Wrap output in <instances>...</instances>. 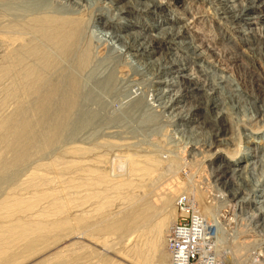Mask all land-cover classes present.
<instances>
[{"label":"bare ground","instance_id":"1","mask_svg":"<svg viewBox=\"0 0 264 264\" xmlns=\"http://www.w3.org/2000/svg\"><path fill=\"white\" fill-rule=\"evenodd\" d=\"M121 31L124 33H118ZM117 42L124 48L117 46ZM111 128L126 131L122 135L119 132V141H112L104 138ZM171 130L176 131L174 135L182 136L174 140ZM112 135L113 132L111 137L115 138ZM153 135L165 145L176 147L183 142L195 161L202 155L199 161L203 160L204 169L211 170L208 188L214 187L213 192L220 195L213 193L209 205L207 192L201 193L198 183L192 182L190 191L198 205L203 202L207 213L197 209L189 194H180L171 211L162 213V206L169 204L178 189L169 183L161 187L163 194H159L162 214H157L159 202L155 204L149 199L152 193L149 198L145 195L146 199L130 203L124 213L118 207L121 216L112 218L102 214L106 205L116 198L104 195L103 201L99 186L106 189L111 180L98 164L88 166L87 155L100 139L127 152ZM42 144L54 148L68 145L67 149L77 159L73 162L79 174L91 175L85 179L91 180L85 186L93 192L80 193L82 199L77 201L81 202L76 204L74 198L79 194L76 197L72 195L75 191H70L82 184L77 183L71 190L61 183L64 189L59 185L63 189L60 192L65 191V195L58 196L57 191L52 193L43 188L50 181L48 176L42 179L43 173L32 181L31 176L25 175L31 182L28 187H22L24 183L19 186L23 178L19 185L18 178L8 181L4 188L0 185L3 188L0 190V257L4 258L7 251L10 253L23 240L20 243L23 246L18 248L31 249L52 236L74 234L78 229L73 222H77L83 224L82 228L86 224L88 229L93 226L100 231L127 232V241L144 236V241L141 239L147 252L160 260L161 247L168 243V262L172 264L168 235L178 217L176 203L178 211L180 205L186 206L197 212L202 222L215 223V264H236L233 254L239 251L233 248L246 244L249 249L251 241L259 242L257 252L253 249L251 252L257 253L255 257H263L264 0H0V174L7 177L11 163L30 156L32 148ZM138 156L128 152L123 161H118L121 166L128 163L129 177L142 171L147 174L152 168L141 165ZM147 157L143 161L159 163L151 154ZM107 158L104 152L97 161L106 162ZM175 161L171 160V165ZM154 170L157 175L158 170ZM64 177L67 181L66 174ZM124 183L116 181L115 187ZM26 189L33 195L24 196ZM94 198H101L95 207L91 201ZM61 199L70 204L66 215L62 214L65 206L61 205ZM222 208H228L233 216L225 217V222L218 219ZM93 211L101 215L94 218ZM223 239L233 242L232 250L223 252ZM50 241L53 240L47 243ZM12 252L6 259L15 257ZM135 252L141 258L145 254L142 249ZM139 264L144 263L139 261Z\"/></svg>","mask_w":264,"mask_h":264},{"label":"rangeland","instance_id":"2","mask_svg":"<svg viewBox=\"0 0 264 264\" xmlns=\"http://www.w3.org/2000/svg\"><path fill=\"white\" fill-rule=\"evenodd\" d=\"M144 1V0H143ZM148 18V20H150L149 19V17H147ZM143 20V19H142ZM183 22H185V21H183ZM118 33H124V31H121V32H118ZM117 46H119L120 48H122L123 47V44L122 43H119V42H117ZM124 48V47H123ZM241 49H244V47L243 48H241ZM114 130V131H116L115 133H114V131H112V130ZM111 129H109V130H107V132H108V134L110 135V137H109V135H108V137L107 136H105L104 138H106V139H108V140H112V141H114V140H117V141H119L120 139H121V133H122V131H126L125 129H121V128H111ZM120 129H121V131H120ZM109 131H110V133H109ZM113 132V135L112 136H114L115 138H113V137H111V133ZM118 132V133H117ZM119 132H120V134L121 135H119ZM176 131H170V135H171V137H173V139L175 138V139H178V137H180V136H182V135H180V134H178L177 133V135H174V134H176L175 133ZM105 134V135H106ZM115 134V135H114ZM116 134H117V137H116ZM179 135V136H178ZM232 134L230 133V135H229V137H231L232 138V136H231ZM118 136H120L119 138H118ZM255 136H258V135H255ZM140 137V136H139ZM138 137V139L139 140H142L141 138L142 137H140L139 138ZM258 138V137H257ZM150 139V140H149ZM174 139V140H175ZM102 140V141H101ZM133 140H137V138H134ZM133 140L132 139H129V141H131V142H133ZM232 140V139H231ZM134 141V142H135ZM138 141V140H137ZM182 143V144H181ZM181 143H179V145L178 146H176V147H174V146H172L173 144H171V145H165V142H160L158 139H157V137H156V135H153V136H151V138H148L147 140H144L143 141V143H138V145H137V147L136 146H134V147H132V149H130L129 151H127V152H125V149L124 150H119V148H117L118 146H116L117 144H111V145H107L106 144V142H105V140H103V139H100L99 140V142H98V144H97V147H93L94 149L92 150V152L94 151V153H89V155H87V156H89V157H87L88 158V164H90V165H88V166H93V167H96V164H98L100 167V169H105L106 171H107V173H108V175H109V178H110V180L112 181H109V183H111V185L109 184V186H107L106 187V189L102 186V185H100L99 186V191H101L102 193H103V197H102V199H103V201H105V198H104V195H109L110 197H112L113 199L114 198H116V199H114V201H112L110 204H107L106 205V207H105V209L102 211V214H104V215H107V216H109V217H112V218H114V217H116V216H118V214H119V216H121L124 212H126V210H128L130 207V203H132V202H134V201H137L138 199H146V198H144L145 197V195L147 196V198H149L150 196H152V194H153V196L151 197V198H149V199H153V201H155V204H157L158 202V207L160 208L161 206H162V195H159V194H161L162 192H163V190H162V188H163V185H166V184H174L175 185V187L176 188H178L177 189V192H176V194H175V196L173 197V199L169 202V204H167V205H165V207H163L162 206V208H164V209H162L163 210V212L161 211V208H160V212H158L157 214H162V213H168L169 212V210L171 211V209H172V207H173V204H174V202L176 201V198L180 195V194H184V195H186L187 194V196H188V194H189V196L192 198H194V202H195V204H196V206H198L197 207V209L198 210H202V212H206L207 213V210H205L204 208L205 207H203V205H202V203L203 202H201L200 200H198V202H201V204H197L196 203V200H195V196H193L192 194H191V191H190V189H191V183L193 182V184L194 185H196L197 183V186H199V191H201V193H203L205 190V194H206V192H207V197H206V202L209 204L211 201L210 200H212V194L214 193L215 194V191L213 192V190L212 189H215L214 187L211 189L210 187L208 188V185H207V182H208V180L210 179V183H211V170H210V168H205L204 169V167H203V164H202V162L201 161H203V160H200L199 161V159H201L202 158V155H200L199 157H198V161H195L194 160V158H192L191 156H190V150L189 149H186L185 148V146H184V143L183 142H181ZM62 145V144H61ZM106 145V146H105ZM68 146V145H67ZM67 146L66 147H62V148H60L61 146L59 145V146H55V148L54 147H50V146H48L47 144H42L40 147H35V148H32L33 150V152H31V154H30V156H27L26 158H24V159H22L21 161H19V162H16V163H11V165H10V170L8 171L9 172V174H8V172L6 173L7 174V177H6V175H5V173H1L0 174V185H1V187H6V184H9V182L11 183V182H14L15 180H17V178H18V185H19V183H20V181H21V179H22V181H21V183H20V185L19 186H21L23 183V186L22 187H24V185H26L25 187H28L27 185H29V184H31V182H30V180L32 181V180H35V178H37V177H39V175H40V177H41V174L40 173H43V175H42V179L44 180V178H47V176L49 177L48 179L50 180L49 182H46V184L43 186V188H45V189H50V190H48V191H50V192H52V193H57L58 192V196H60V195H62L63 193V195H65V191H62V192H60L61 190H63L64 188L63 187H66V186H68V188H70L71 187V190H72V188H73V186L75 185L76 186V184L78 183V184H82V187H79L78 189L75 187V190L73 189L72 191H70V192H74V193H72V195H74L75 194V196H76V194L78 195V197L77 198H74V199H76V201H75V203L77 204V203H79V202H81L80 200L82 199L81 197L83 196V195H85L86 193H88V192H86V191H90V192H93V190H91V189H89V187L88 186H85L86 184H87V182H89V181H91V180H89V181H87L88 180V178H90V176L91 175H89V174H87L86 172H82L81 174H84V175H81V174H79L80 172H78L77 170H76V168H77V165L75 164V162H73V161H76L77 159L73 156V152H72V150H68L67 149ZM85 147H89V145L88 144H85L84 145ZM101 146H102V148H101ZM56 147L58 148L57 150H56ZM99 147H100V149H99ZM107 147V148H106ZM112 149L111 151H109L110 149ZM137 148H139L140 150L138 151L137 150ZM166 148V149H165ZM179 148V149H178ZM35 149V150H34ZM38 149V150H37ZM62 149V150H61ZM97 149V150H96ZM100 150V152H98L99 150ZM107 149H109V150H107ZM114 149V150H113ZM150 149V150H149ZM96 150V151H95ZM133 150V151H132ZM169 150V151H168ZM173 150V151H172ZM36 151L38 152L37 154H35L36 153ZM55 151V152H54ZM64 151V152H63ZM122 151V152H121ZM35 152V153H34ZM60 152V153H59ZM104 152L106 153V155H107V161L106 162H104V161H102V162H99V161H97V157L99 156V155H102V154H104ZM128 152H130V153H138V155H140V156H138L139 158H138V161H140L141 162V165H144V166H146V165H149V167H151L152 166V168H151V170H150V172H148L147 174L145 173V171H142L141 173L139 172L138 173V175L137 174H135V175H130V177H129V172L127 171V169H128V163H125V165L123 166H121L119 163L121 162V159H122V161H123V159H124V157H125V155H127V153ZM61 153H65V154H61ZM98 153V154H97ZM161 153V154H160ZM33 154H35V155H33ZM59 154V155H58ZM72 154V155H71ZM97 154V155H96ZM143 154V155H142ZM146 154V155H145ZM148 154H151V156H154V158L155 159H157L158 161H159V163H157L156 165L155 164H150L149 162H147V161H143V160H145L146 159V157L148 156ZM228 154V153H227ZM231 153L229 152V154L228 155H230ZM41 155H44V156H41ZM49 155V156H48ZM55 155H57V159H55L56 158V156ZM64 155V156H63ZM66 155H68V156H66ZM71 155V156H70ZM145 155V156H144ZM156 155V156H155ZM42 158H40V157ZM46 156H48L49 157V159H48V157H46ZM54 156V157H53ZM92 156V157H91ZM97 156V157H96ZM142 156V157H141ZM38 157V158H37ZM44 157V158H43ZM46 157V158H45ZM59 157V158H58ZM145 157V159H143ZM159 159H158V158ZM41 160H40V159ZM51 158H54V159H51ZM110 158V159H109ZM148 158V157H147ZM38 159V160H37ZM59 159H62L63 161L61 162V160H59ZM109 159V160H108ZM140 159V160H139ZM175 160V159H177V161H175L174 163L172 162V164L173 165H171V160ZM1 160V159H0ZM19 160V159H18ZM54 160V161H53ZM59 160V161H58ZM89 160H90V162H89ZM97 162H96V161ZM142 160V161H141ZM192 160V161H191ZM206 160V159H205ZM53 161V162H52ZM72 161V162H71ZM111 161V162H110ZM118 161H119V163H118ZM161 161V162H160ZM44 162V164H46L47 166H43V163ZM52 162V163H51ZM56 162H57V165H59V166H57L56 165ZM92 162H94L95 164L93 165V163ZM163 162V163H162ZM207 162V161H206ZM39 163H41V165L39 164ZM59 163V164H58ZM66 163H68V165H66L65 166V164ZM69 163H70V165H69ZM87 163H86V165H87ZM117 163V164H116ZM161 163V164H160ZM166 163H168L167 165H165ZM40 166H39V165ZM74 164V165H73ZM92 164V165H91ZM170 164V166H168ZM176 164H178V165H176ZM207 164V163H206ZM208 164H209V162H208ZM32 165V166H31ZM61 165V166H60ZM62 165H63V167H62ZM85 165V164H84ZM109 165V166H108ZM161 166V167H158V166ZM214 165H217V164H214ZM44 168H43V167ZM73 166V167H72ZM155 166V167H154ZM164 166H165V168H164ZM34 167V168H33ZM36 167H38V168H36ZM42 167V168H41ZM47 169H46V168ZM59 167V168H58ZM68 167H70L69 169H68ZM117 167V168H116ZM157 167V168H156ZM36 168V169H35ZM41 168V169H40ZM60 168H63L64 169V171H66V172H64L63 171V169H61V171H60ZM67 168V169H66ZM75 169V170H73V169ZM110 168V169H109ZM164 168V169H163ZM53 169H58L57 171H60L59 172V174H57L56 172H55V170H53ZM119 169V170H118ZM122 169V170H121ZM154 169H157V170H154ZM161 169H163L162 171H161ZM175 169H176V171H175ZM204 169V170H203ZM32 170H34V173H32ZM35 170H36V174H37V176H35L36 174H35ZM68 170V171H67ZM75 172V171H77L78 172V175H77V172L76 173H74L73 171ZM152 170H154V171H157L156 172V174L157 175H155L154 173L155 172H153ZM209 170V171H208ZM23 171V172H22ZM26 171V173H24ZM64 173H63V172ZM122 171V172H121ZM152 171V172H151ZM160 171V172H159ZM49 172V173H48ZM125 172V173H124ZM146 174L145 176H147V177H145L144 176V173ZM210 172V173H209ZM23 173V174H22ZM29 173V174H28ZM31 173V174H30ZM62 173H63V175H62ZM73 174V176H72V174ZM109 173H111V174H109ZM150 173V174H149ZM50 174V175H49ZM55 174V175H54ZM61 174V175H60ZM65 174H66V180H67V178H68V180H72L71 182L70 181H64L65 180ZM71 174V175H70ZM74 174H76L75 176H74ZM89 175V176H85V175ZM140 174V175H139ZM152 174V175H151ZM154 174V175H153ZM161 174H162V176H161ZM15 175V176H14ZM21 175V176H20ZM25 175H27L28 177L29 176H31V177H29V179L27 180L26 178H27V176H25ZM44 175H45V177H44ZM56 175H57V178H55L56 177ZM79 175H80V177H79ZM118 175V176H117ZM149 175H151V176H149ZM158 175H159V177H158ZM3 176V179L1 178ZM20 178H19V177ZM50 176L52 177V178H50ZM55 176V177H54ZM59 176V177H58ZM61 176V177H60ZM83 176V177H82ZM131 176H133V177H131ZM138 176V177H137ZM157 177V178H155V177ZM201 176V177H200ZM26 177V178H25ZM39 177V178H40ZM63 177H64V179H63ZM72 177V178H71ZM85 177H87V178H85ZM127 177L129 178V179H127ZM137 177V178H136ZM139 177H141V178H139ZM144 179H143V178ZM204 178V179H200V178ZM9 178V179H8ZM14 178V179H13ZM33 178V179H32ZM53 178H54V180H53ZM75 180H74V179ZM83 178H84V180H83ZM159 178V179H158ZM194 178H196L195 180H194ZM2 179V180H1ZM56 179V180H55ZM60 179H62V181H64V182H62ZM85 179H87V180H85ZM116 179V181L117 182H124L125 181V183L123 184V186H120V187H115L116 185H115V183H116V181L114 182V180ZM118 179V180H117ZM121 181H120V180ZM136 179V180H135ZM139 179V180H138ZM140 179H143L142 181L140 180ZM147 179H148V181H147ZM152 179V180H151ZM13 180V181H12ZM59 180L61 181L60 183H59ZM81 180H83V181H81ZM132 182H131V181ZM134 180V181H133ZM154 180V181H153ZM159 180V181H158ZM199 180H202V181H200L199 182ZM9 181V182H8ZM52 181V182H51ZM58 181V182H57ZM87 181V182H86ZM129 181H130V183H129ZM139 181V182H138ZM152 181V182H151ZM156 181V182H155ZM84 182V183H83ZM202 182V183H201ZM57 183H58V185H57ZM61 183H62V185H63V187L61 186ZM70 183V184H69ZM72 183V184H71ZM127 183V184H126ZM136 183H138V184H136ZM152 183H153V185H152ZM163 183V184H162ZM200 183V184H199ZM112 184H114V186L112 185ZM146 184V185H145ZM17 184L15 185L16 187L18 186ZM47 185V186H46ZM59 185H60V187H62L63 189H61L60 187H59ZM85 187H84V186ZM151 185V186H150ZM213 185V184H212ZM142 186H144V187H142ZM147 186V187H146ZM148 186H150V187H148ZM153 186H155V187H153ZM47 187V188H46ZM50 187V188H49ZM101 187H103V189L101 190ZM127 187V188H126ZM130 187V188H129ZM136 187V188H135ZM146 187V188H145ZM162 187V188H161ZM3 188H0V190H2ZM124 188H126V189H123ZM148 188V189H147ZM160 188V189H159ZM207 188V189H206ZM31 189V188H30ZM82 191H80V190ZM120 189H122V190H120ZM149 189H153L151 192H150V190ZM210 189V190H209ZM7 190H9V189H7ZM32 190H33V188H32ZM32 190H30V191H32ZM55 190V191H54ZM59 190V191H58ZM80 192H79V191ZM85 190V191H84ZM120 190V191H119ZM126 190V191H125ZM148 190V191H147ZM161 190V191H160ZM57 191V192H56ZM108 191V192H107ZM127 191H129V192H127ZM209 191V192H208ZM212 191V192H211ZM220 191H222V192H225V190L224 189H222L221 188V190ZM25 191H23V192H21V193H24ZM29 192V191H28ZM28 192H27V189H26V193H24L23 195L25 196L26 195V197H27V195L29 196H31V194L33 195V193H31V192H29V194H28ZM67 192V191H66ZM120 192H122V193H120ZM147 192H148V195H147ZM179 192V193H178ZM80 193H83V195H81ZM109 193V194H108ZM125 193V195H123ZM149 193H152V194H149ZM217 194H215V195H220V194H218V192H216ZM226 193V192H225ZM116 195V197H114L115 195ZM163 194V193H162ZM204 194V195H205ZM209 194H211V195H209ZM81 195V197H79ZM123 195V196H122ZM136 195V196H135ZM120 198H119V197ZM121 196H122V198H121ZM134 196V197H133ZM149 196V197H148ZM160 196H161V199H160ZM64 197H69V196H63L62 198H64ZM141 197H143V198H141ZM209 197H211L210 199H209ZM53 198V197H52ZM80 198V200L79 201H77L78 199ZM192 198V199H193ZM217 198H219L218 196H217ZM51 199V198H50ZM134 199V200H133ZM48 200H49V198H48ZM101 200V198H94L93 200L91 199V201L93 202V205H94V207H95V205H98L99 203V201ZM121 200V201H120ZM130 200H132V201H130ZM60 201H63V199H61ZM96 201V202H95ZM116 201V203H114ZM124 201H126V202H124ZM152 201V202H153ZM95 202V203H94ZM178 202V201H177ZM75 203H73V205H75ZM119 203V204H118ZM126 203H127V205H126ZM154 203V202H153ZM114 204V205H113ZM210 204H212V203H210ZM209 204V205H210ZM61 205H64L65 207H64V212L62 213L63 215H66V214H68L67 212H65L67 209H68V207H70V204H69V201H67V200H64L63 201V204H61ZM121 205V206H120ZM117 206V207H116ZM167 206V207H166ZM176 206H177V215H179V211H178V204L176 203ZM213 206H214V204H213ZM108 207V208H107ZM111 207V208H110ZM118 207H122L123 209H121L120 211H122V212H120V211H118ZM129 207V208H128ZM200 207V208H199ZM203 207V208H202ZM89 208H91V207H89ZM88 208V209H89ZM125 209V210H124ZM117 210V211H116ZM247 210H251V207H248V209ZM94 212V211H93ZM122 213L121 215H120V213ZM162 212V213H161ZM96 213H97V216H96ZM214 213V212H213ZM94 215H95V217L94 218H97L98 216H100L101 215V213L100 212H94L93 213ZM223 214V215H222ZM230 214V215H229ZM222 217H221V216ZM220 215H218V219H219V221H221V222H225V217L226 218H230V217H233L232 216V214H231V212H230V210L228 209V208H222L221 209V211H220ZM155 217V216H154ZM215 218H217V217H215ZM217 219V220H218ZM245 221V222H244ZM243 222L244 223H247L246 221L247 220H244ZM74 223V225L76 226L77 225V229L78 230H82V231H76L75 230V233L73 234V233H71V234H69V236H68V234H67V236H68V238H67V236L65 237V236H60V238H58V237H56V238H54V236H52V240L53 241H50V242H48L47 243V241H49V240H51L50 238H47L46 240H44L43 241V243L42 242H40V244L42 243L43 245H38L36 248H31V249H26V248H18L19 247V245H21L20 243H22L23 244V241L22 242H20V243H18L19 245L18 246H15L14 245V247H17V248H14L15 249V252H17V256H16V253L15 252H12V250H14L13 248H11V249H9V250H11V252H12V254H15V257L13 256V259H6L7 257H8V255H10L11 256V252L10 253H8V251L6 252V253H8V254H4V258H3V255H2V257H0V264H4V263H7V264H73V263H75V264H90V263H94V264H139V261H141V262H143L144 264H169V250H168V243H165V245H163V247H161L162 248V250H161V257H162V260H160V259H157V257H155V255H152V253L150 254V252H147V248H146V245L144 246V236H142V237H139L140 239H138L137 237H135V239H132V240H130V241H127V235H129V233L127 234V232L126 233H117V232H108V231H105V230H98V229H96V227L94 228L93 226V228L92 227H90L89 229L87 228V227H85V225L86 224H84V227L82 228V223H79V224H77V222H73ZM94 223H97V222H95L94 221ZM94 226H96V224L94 225ZM251 228L253 227V225H251L250 226ZM250 227H248V229H250ZM84 228H87L86 230L87 231H85L84 230ZM92 229V230H91ZM96 229V230H95ZM245 229H246V227H245ZM0 230H1V228H0ZM4 230V229H3ZM68 230V229H67ZM259 230V229H258ZM2 231V230H1ZM1 233V232H0ZM250 233H251V229H250ZM73 234V235H72ZM79 234H81V235H79ZM71 235V236H70ZM77 235V236H76ZM79 235V236H78ZM134 236H135V234H133ZM132 235V236H133ZM62 237H65L64 238V240H62V241H59V240H61V238ZM56 239V240H54V239ZM139 240V243L137 242V239ZM143 239V241H142V239ZM250 238V237H249ZM63 239V238H62ZM124 241H123V240ZM243 239H245V237L243 238ZM59 242H58V241ZM76 240V241H79V242H74V241ZM223 240H225V239H223ZM237 239L235 238V241H236ZM56 241V242H55ZM127 243H126V242ZM135 241H136V243H135ZM228 241H231V240H225V241H222L221 243H223L222 244V248H223V252H227V251H230V250H232V244H233V242L231 241V242H228ZM125 242V243H124ZM26 243V242H25ZM125 245H124V244ZM229 243V244H228ZM251 243L252 244H250V247H249V249H247L245 246H246V244H245V246H243V247H239L238 246V248H233L234 250H238L239 252H237V253H234L233 254V256H234V258L236 257V259H234L233 258V260H235V263L236 264H257V261H258V264H264V256L263 257H261V256H258V257H255V255H257V253H254V252H257V249H255L256 248V246H257V243H259L258 241H251ZM68 244V245H67ZM70 244H72V245H70ZM81 244V245H80ZM85 244V245H84ZM126 244H127V246H126ZM135 244H137L136 246H135V250H131L130 251V249L135 245ZM254 244V245H253ZM62 245V246H61ZM74 245V246H73ZM251 245H252V247H251ZM21 246H23V245H21ZM219 246H220V244H219ZM218 246V247H219ZM70 247V248H69ZM80 247H82V248H80ZM63 248V249H62ZM80 248V249H79ZM227 248V249H226ZM19 249V250H18ZM60 249H62V251L60 250ZM67 249V250H66ZM69 249V250H68ZM79 249V250H78ZM91 249V250H90ZM129 249V250H128ZM138 249H142L143 251H145V254H144V256H142V258L141 257H139L138 256V254H136V252L135 251H137ZM253 249V251L251 252V250ZM255 249V250H254ZM82 250V251H81ZM122 250V251H121ZM124 250V251H123ZM126 250V251H125ZM227 250V251H226ZM72 251V252H71ZM76 251H78V252H76ZM91 251V252H90ZM128 251H130V252H128ZM61 252V253H60ZM69 252V253H68ZM89 252V253H88ZM124 252V253H123ZM71 253H73V254H71ZM127 253V254H126ZM252 253V254H251ZM62 254V255H61ZM250 254H251V256H250ZM69 255H70V257H69ZM75 255V256H74ZM80 257H79V256ZM6 256V257H5ZM65 256V257H64ZM93 256V257H92ZM78 259H77V258ZM254 257V258H253ZM68 258H69V260H68ZM256 258V259H255ZM7 261H6V260ZM70 259L73 261L72 263H70L71 261H70ZM87 260H88V262H87ZM6 261V262H5ZM63 261H64V263H63ZM250 261V262H249ZM62 262V263H61ZM80 262H82V263H80Z\"/></svg>","mask_w":264,"mask_h":264},{"label":"built area","instance_id":"3","mask_svg":"<svg viewBox=\"0 0 264 264\" xmlns=\"http://www.w3.org/2000/svg\"><path fill=\"white\" fill-rule=\"evenodd\" d=\"M180 205L179 215L169 232L172 264H215V223L202 222L197 212Z\"/></svg>","mask_w":264,"mask_h":264}]
</instances>
